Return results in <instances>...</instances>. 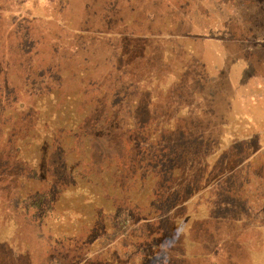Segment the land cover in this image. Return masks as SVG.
Listing matches in <instances>:
<instances>
[{"label":"rangeland","instance_id":"1","mask_svg":"<svg viewBox=\"0 0 264 264\" xmlns=\"http://www.w3.org/2000/svg\"><path fill=\"white\" fill-rule=\"evenodd\" d=\"M107 1H111L115 8L110 22L102 19V8ZM158 1L0 0V117L4 114L9 116L0 119V125L5 129L0 134V160L20 172L26 169L28 173L23 177L32 175L36 169L37 175L43 176L48 186L39 188L48 190L51 186L52 193L54 189L64 192L65 195L56 204L47 203L53 205L54 212H57L51 213L53 240L62 233L60 227L82 226L85 236L91 237L89 226L92 218L89 224L83 223L81 215L82 212L87 213L86 208H89L88 212L91 211L97 197L100 204L116 202L117 206L111 213L113 220L115 216L116 226L124 225L126 218V225L135 228L139 219L138 206L141 205V212L147 213L155 205L159 180L169 176L166 166L171 161L170 151L175 148L180 151L183 165L192 164L193 169L189 172L200 180L198 184L205 183L212 175V179H218L217 173H222L227 157L241 163L258 153L254 162L259 163L260 167L254 169L249 164L245 170L251 174V179L247 183H240L242 188L255 196L242 200L230 198L224 192L222 199L237 200L238 209H264V204L252 203L264 201V147L257 151L256 138L247 142L240 138L218 136L222 125L233 124L228 122L233 117L227 118V123L225 117L221 116L227 108V94L236 93L239 96L245 87H250L254 82L250 78L253 75L251 71L259 72L260 81L264 77V0ZM127 4L135 9L134 15H139L132 22ZM180 5L183 6L179 8ZM151 9H160V15L163 12L170 16L168 21L175 22L176 19L179 22L178 26H162L164 32L162 38L159 37L162 42L157 43L162 44L160 49L194 48L198 40L197 45L202 49L214 50L215 39L223 38L229 43L228 49L234 51L238 43L234 37L244 38L245 42L244 39L239 42L249 49L254 46V39H259L261 45L255 49L259 64L248 59L244 67L241 65L237 71L241 72L239 75L242 74L243 78L240 86V82L235 85L230 78L221 74L206 83L197 82L192 76L186 81L188 89L183 88L177 76H180V66L185 59L166 53L159 58L155 49L145 57L143 51L146 48L127 35L132 29L130 23L136 24L142 13ZM182 10H185L186 18L178 20ZM108 25L112 31L109 36L98 34L109 28ZM139 26L135 25L136 28ZM173 26L180 31L172 30V33L186 35L170 33L168 27ZM177 40L183 46L178 47ZM168 66H175V80L170 76L160 80L159 101L161 104L172 100L177 103L178 98L174 97H179L181 105H189L180 108L179 112L186 113V117L192 121L187 127L194 126L188 134L190 137L180 138L177 133L169 135L167 139L159 136L156 129L154 113L160 106V102H155V89L158 86L156 71L162 72ZM132 80L137 82L129 86ZM82 84L84 89L81 91ZM168 86L171 88H166ZM166 90L171 91L168 93ZM34 93H41V96L30 95ZM199 95L205 96L206 108L212 110V122H193V115L190 114L195 109L197 99H200ZM133 96L143 97L135 119H131L129 108ZM199 103L204 104L202 100ZM168 105L161 109L167 110ZM200 123L203 128L209 124L213 127L211 132H206L211 136L202 137V132L196 127ZM236 124L242 126L241 123ZM246 145L254 148L244 150ZM79 159L82 164L77 167L75 163ZM247 162L251 163V158ZM212 163L217 165L213 169L210 168ZM252 173L255 175L252 176ZM93 179H104V185L102 182L94 185L91 183ZM29 183L33 185L36 181L32 179ZM219 190L218 185L215 188L217 193H214L217 200L220 198ZM257 191L262 193L260 197H257ZM111 193H115L114 200ZM86 201L88 204H84ZM157 202L162 206L161 201ZM97 216L96 213L94 218ZM242 220L255 221L249 217ZM237 225L229 226V233L223 227L213 228L212 241L215 244H212V264H238L234 260L236 256L257 253L252 244L257 245L261 239L264 240V232L260 230L254 233L246 224ZM53 246L57 252L54 253L53 264L60 259L64 261L62 258L69 254H88L86 248L76 250L78 245L73 242L71 245ZM65 249H69L68 254ZM259 253V257L264 259V250ZM257 264H264V261Z\"/></svg>","mask_w":264,"mask_h":264},{"label":"trees","instance_id":"2","mask_svg":"<svg viewBox=\"0 0 264 264\" xmlns=\"http://www.w3.org/2000/svg\"><path fill=\"white\" fill-rule=\"evenodd\" d=\"M159 2L158 0H155ZM180 5L179 8H181ZM113 8L111 1H107L106 5L103 6V20H108L110 22V18L113 15ZM126 8H129V13L131 14V20L134 21L139 15H134V8L127 4ZM115 9V8H114ZM160 9L158 10H149L148 12L142 13V16L139 18L140 20L136 24L130 23L132 29H129L127 35L131 38L137 39L139 44L146 48L147 52L143 51V55L147 57L150 55L153 49L156 50V57H162V53H166L167 55L171 56L172 54H177L182 59H185L183 65H181V72L180 76H177V80L183 88H186V81L189 79L194 78L197 82H212L214 79L218 78L221 74H224L226 78H230L233 84H238L239 86L242 85V74L239 75L241 72H237L240 70V67H244V64L248 59L254 60L255 64H259V58L257 56L256 47L261 45V41L259 39H254L253 47L252 48H245L243 42L246 40L244 38L234 37L236 43V49L234 51L229 50L228 46L229 43L226 39L217 38L215 39L216 48L214 50H221L227 51V57L224 59L222 57V64L219 57H214L212 52L213 49H202L195 41L196 45L193 48L189 49H172L167 51L166 49H160L161 45H157L158 42H162L161 35L164 32L165 25L171 26L175 24L178 26L179 22L175 19V22H170L168 19L170 18L169 15L159 14ZM185 10H182L177 17L178 20L184 17ZM116 13H114L115 15ZM158 17H157V16ZM160 16V17H159ZM165 23V24H164ZM135 25H140L138 28ZM109 28L103 30V33H98L101 35L112 33L110 25ZM175 26L168 27V31L172 33V30L180 31L179 29H175ZM144 27V28H143ZM174 35H186L183 33H176L173 32ZM190 36V35H189ZM199 36V35H195ZM188 37V36H185ZM190 37H194L190 36ZM162 38V37H161ZM243 42H239L242 41ZM159 40V41H158ZM180 40H177L178 47L183 46L180 43ZM180 43V44H179ZM124 48V47H123ZM133 56H138V54H133ZM165 56V55H164ZM173 58H177L174 56ZM210 66L212 67L210 69ZM217 66H220L218 69ZM222 66V67H221ZM217 67V68H215ZM174 68L175 66H168L165 69H162V72L156 71V80L158 86L155 89V102L159 104L160 99V90H159V83L160 80L163 78H169V76L174 79ZM242 70V69H241ZM52 72V71H49ZM252 76L250 77L254 82L251 84L250 87H245V91L241 95H234L227 94L226 99V107L224 112L221 116L225 117L227 122V118L233 117L230 121V125L224 124L220 127V133L218 136L220 138H228V137H235L246 140L249 142L251 138H256V149L258 152L264 147L263 140H264V89L262 88V81H260L259 72L251 71ZM79 73H77L78 75ZM80 77L81 83L83 82V75ZM162 77V78H161ZM175 80V79H174ZM137 82L136 80H134ZM132 81L129 82V86L135 83ZM185 82V83H184ZM184 83V84H183ZM203 83V84H204ZM83 85V84H82ZM175 85V82H174ZM173 85V88H174ZM166 88H171L170 86ZM181 88V89H183ZM84 89V85L81 86V91ZM175 89V88H174ZM170 93L171 90H166ZM220 93V92H219ZM35 97H40L41 93H34L30 94ZM243 96H245V101H243ZM200 99H197L196 103L194 104L195 109L192 111L193 115V122L202 121V122H212V110H208L206 108L205 96L199 95ZM139 97L133 96L132 102L129 105L131 108L132 117L131 119H135L136 112L138 107L143 103V97L140 99ZM177 103L173 100L168 103L166 101L157 106L154 121L156 122V129L158 130L159 136L168 139L169 135L173 134L176 135L177 133L180 134V138L190 137L188 135L190 131L194 128L193 124L190 128L189 123L192 121L185 119L186 113H180V108H186L187 104H180L179 97ZM138 100V101H137ZM202 100L204 104H200L199 101ZM238 102L239 104H236ZM165 104H169L167 110L161 109L162 106ZM201 106H204L202 108ZM216 106V105H215ZM214 106V107H215ZM163 111V112H161ZM165 111V112H164ZM15 112V109L12 110L11 115ZM183 112V111H181ZM36 114V113H35ZM10 115V116H11ZM163 115H166L164 117ZM9 117L7 115H3L0 119H4V117ZM260 116V117H259ZM36 117L38 115L36 114ZM153 120V119H152ZM176 120V121H173ZM205 120V121H203ZM217 118L215 119V121ZM260 120V121H259ZM225 121V120H224ZM218 122V120H217ZM227 122V123H228ZM241 123L242 126H238L236 123ZM2 124V121H0ZM198 129L202 132V137L211 136L206 132H211L213 127L211 125H206L204 128L199 125ZM218 128V125L216 126ZM2 130V125H0V134ZM262 132V134H260ZM174 139L175 137L172 136ZM167 139L165 142H167ZM165 145V144H164ZM254 147L250 145H246L244 150H251ZM171 153V161L168 163L167 172L169 176L162 177L159 180L160 187V199L158 198L157 191L155 193V205L146 212H141V205L138 206V221L135 223L136 227L132 228L130 224L126 225V218L124 219V225L116 226L115 216L113 220V216L111 217V213L115 209L116 202L112 204L108 202L103 204L99 203L98 197L97 200L93 201L91 211L88 212L89 208H86L87 213L82 212V222H88L92 218V224L89 226L92 230V238L85 236L84 227L82 226H75L73 227H64L59 228L61 229L62 233L58 234L59 237L53 240V231H52V217L51 213L53 210V205L47 203H54L56 204L57 200L63 197V191H59L54 189L52 193V188L49 186L48 190L39 188L40 186H47V182L43 176H39L36 173V169L33 170L32 175H27L25 177L24 174L28 173L25 169V172H20L19 169L16 167L5 163L0 160V242L3 244H8L16 247L18 252L23 253L25 250V245H29V243H36V246H32L35 250V264H41L44 254L43 246L46 244L47 248V255H51V264H53V256H55V246H63V245H71L72 242L76 243L78 247L77 249H84L86 248L88 254L82 256L81 254L73 255L69 254L65 259L62 258L64 261H58L57 264H191V251L187 249L188 247V237L187 229L194 224L193 217H184L178 216L175 212H167L166 209H170L173 205L174 198L172 197V190L178 189V186H173V179L174 178H183L185 174H189L193 169L191 163H186L183 165L181 163V156L179 157L180 151L179 149L175 148L170 151ZM228 156L230 153L227 151ZM258 154V153H257ZM255 154L253 157L245 158L246 160H242L241 163H236L235 161H231L229 157H227L226 163L223 165L222 173L218 174V179H212L213 175L208 178V180L203 184H210L213 188H217L219 185V189L221 187L227 191L231 197H236V199L241 198L242 200H247L249 196H255V194L251 191H247L245 188H242L240 185L241 182L247 183L251 179V174L246 171V168H249V164L254 163L255 158H258ZM261 154V153H260ZM251 158V163L247 161ZM33 158V160H35ZM209 162V161H207ZM77 167L79 164H82V160L79 159L75 163ZM239 164H242L241 167ZM217 165L212 163L211 169L215 168ZM43 167V166H41ZM251 167H253L251 165ZM67 169H71L68 167ZM164 169V168H163ZM21 170V168H20ZM22 171V170H21ZM190 171V172H189ZM191 174V173H190ZM214 174V175H217ZM249 175V176H248ZM255 174L252 173V176ZM257 176V175H256ZM248 177L249 179L245 178ZM198 179L196 176L194 177ZM225 178V179H223ZM35 180L36 183L31 185L29 181ZM199 180V179H198ZM127 181V179H126ZM125 181V183H126ZM94 185H98L102 182L104 185V179L92 180ZM37 184V185H36ZM162 184L164 186H162ZM203 184L201 187H203ZM31 185V186H30ZM36 185V186H35ZM50 185V184H49ZM37 187V188H35ZM181 188V187H180ZM182 188H185L182 186ZM165 189V193L169 195H163L162 199V192ZM51 198H50V195ZM112 194V193H111ZM261 192L257 191V197L261 196ZM115 193L112 194V198L114 197ZM50 198V199H49ZM157 198L159 201L162 202V206L159 205L157 202ZM114 200V198H113ZM240 200V199H239ZM241 200V201H242ZM109 201V199H108ZM243 202V201H242ZM253 204H264V201H256L252 202ZM84 204H88L86 201ZM107 204V205H106ZM253 206V205H252ZM248 210V209H246ZM263 210V208L261 209ZM163 211L165 212L163 214ZM254 211V210H253ZM57 212H54V214ZM97 213V218H94V215ZM219 222V221H216ZM214 218L212 219V227H221L218 223L216 225ZM255 222L251 220L250 222L243 221L242 219L239 220L238 225L243 226L249 223ZM228 224H234V219H227V226ZM264 224V223H263ZM235 225V224H234ZM33 228V229H32ZM263 229V228H261ZM89 230V228H88ZM179 230L182 232L180 234ZM72 233H75L73 235ZM214 233V230H213ZM72 234V235H71ZM207 236V235H205ZM264 236V234H263ZM84 237V239L82 238ZM212 239V235H211ZM54 242V243H53ZM49 243V247L47 246ZM38 244H41L38 246ZM212 244L213 243L212 241ZM158 247V248H157ZM252 247L256 254L252 253V255H241L236 256L234 260L237 261L238 264H257L259 261H264L263 257H259L260 250H264V240L261 239L255 245L252 244ZM252 247H249L252 249ZM91 248V250H88ZM193 250V249H192ZM199 250V249H198ZM213 251V250H212ZM38 252H40V257L38 256ZM69 249H65V253L68 254ZM198 252V251H197ZM46 255V256H47ZM263 255V254H261ZM74 256V258H73ZM213 252L209 257L213 258ZM264 256V255H263ZM27 257V256H26ZM58 258V257H57ZM195 259V257H193ZM22 260V259H21ZM23 264H28L29 260L26 258L22 260ZM199 263H204V260H201ZM196 262L195 264H199ZM207 264V261H206ZM212 264V263H211Z\"/></svg>","mask_w":264,"mask_h":264},{"label":"crops","instance_id":"3","mask_svg":"<svg viewBox=\"0 0 264 264\" xmlns=\"http://www.w3.org/2000/svg\"><path fill=\"white\" fill-rule=\"evenodd\" d=\"M212 54H214V57H219L220 61L222 60V57L224 59L227 57V51L224 50H214ZM217 67L218 69H220V66ZM211 68L212 67L210 66V69ZM245 99V96H243L242 100L245 101ZM185 119L189 120V117H185ZM260 134H262V132H260ZM239 165L243 167L242 164ZM251 165L254 169L260 167V164L256 162L251 163ZM192 176L194 175L189 173L185 174L183 178L173 179V186H178L179 188L172 190V197L174 198V203L170 209H166L167 212L169 211L170 213H177L179 217H193V219H195L194 224L186 230L187 234H189L187 249L191 251V254H189L191 256L190 260H193V263L191 264H195L196 262L199 263L201 260H204V263L202 264H206V261L207 264L212 263V259L209 256L211 255L213 250L211 239V235L213 233V218L215 222L219 221L216 222V225L219 223L221 227L225 228V232H228L227 228L229 226H234V224H238L239 220H241L243 217H249L255 219V222L247 224V227L252 229L254 233H259L260 230L261 233L264 232V209L257 211L238 209L237 200L224 201L222 199V196H225V194H227L231 198V195L227 191H224L222 187L221 190H219L220 198L219 200H217L214 197V193H217V191H215V188L211 186V183L206 185L203 184V187L199 188V185H202L198 184L200 180ZM162 186L164 185L162 184ZM182 186L185 188H182ZM159 194L160 191L157 190V195L160 199ZM163 195L168 196L169 191L168 193H165V189H163L162 199ZM165 212L163 211V214ZM227 219H230V221L231 219H234V224H228L227 226ZM236 227H239V225H237ZM179 232L180 234H182L180 230ZM231 233L238 232L231 231ZM40 245L41 244H38V246ZM32 246L35 247L36 243H29V245H25V250L23 251V253H20L18 252L14 244L5 245L0 242V264H23L22 260H24L25 258L29 260L28 264H35V250L32 248ZM47 246L49 247V243H47ZM43 250L45 255L42 256L43 260L41 264H51V255H47L46 244H44ZM38 256L40 257V252H38ZM193 257H195V259Z\"/></svg>","mask_w":264,"mask_h":264}]
</instances>
